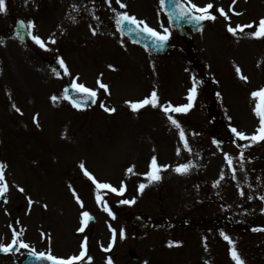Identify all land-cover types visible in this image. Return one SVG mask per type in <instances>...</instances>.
<instances>
[{
    "label": "rangeland",
    "instance_id": "1",
    "mask_svg": "<svg viewBox=\"0 0 264 264\" xmlns=\"http://www.w3.org/2000/svg\"><path fill=\"white\" fill-rule=\"evenodd\" d=\"M121 2L126 9L115 0L111 7L106 0H6L7 12L0 13V162L7 165L9 192L7 204L0 200V235L11 225L30 245L20 251H50L61 258L79 255L86 237L87 253L80 264H107L109 258L112 264H234L230 245L220 235L223 231L245 264H264V232L251 230L264 227V201L259 199L264 195V141L243 149V170L234 159L235 180L224 160L225 152L237 158L242 150L237 144L247 143H234L230 126L249 135L259 126L253 111L258 98L251 93L264 88V38L247 34L254 28L233 36L227 27L253 22L258 26L264 18V0H236L235 4L193 0L200 7L212 3L210 13L217 19L206 20L187 42L176 37L161 0ZM112 8L135 15L157 31L168 28L175 48L158 57L130 43L117 30ZM219 8L229 14L228 20L219 15ZM17 18L26 25L34 21L33 34L45 41L55 34L56 44L49 43L45 51L32 40L24 45L13 39L11 29ZM90 25L97 31L95 36ZM58 57L71 75L63 74ZM236 66L247 81L238 77ZM77 76V83L98 90L97 102L83 110L62 98L64 86ZM201 76L209 83H198L193 108L186 114L169 113L184 129L191 152L183 148L179 130L160 108L133 112L126 103L138 102L156 90L162 105L185 104L192 78L198 81ZM97 79L109 86L110 94L98 89ZM52 95L61 98L53 103ZM100 103L117 111L106 113ZM36 114L39 127L33 123ZM213 139L222 142L219 147ZM152 156L159 165L170 167L141 194L138 186L147 183L144 174ZM189 161L195 167L188 173L173 170ZM80 163L98 182L117 189L121 183L126 186L123 196L100 192L115 219L103 211V203H96L95 185L84 176ZM132 166L133 172L128 173ZM222 170L225 179L213 187ZM28 197L34 201L31 206ZM121 199L136 202L124 205ZM82 211L93 215L95 222L91 231L87 225L80 233ZM135 214L151 217L154 227L135 232L130 225ZM183 219L188 223L180 224ZM112 230L115 241L104 251L113 241ZM169 241L179 246L168 247ZM20 251L18 256L10 255L12 259L19 258Z\"/></svg>",
    "mask_w": 264,
    "mask_h": 264
},
{
    "label": "snow or ice",
    "instance_id": "2",
    "mask_svg": "<svg viewBox=\"0 0 264 264\" xmlns=\"http://www.w3.org/2000/svg\"><path fill=\"white\" fill-rule=\"evenodd\" d=\"M113 0H106V3L111 7ZM164 0H161V5H163ZM236 0H232V3L235 4ZM115 4L119 6L120 9H126L127 5L125 3H122L121 0H115ZM75 8L76 6L73 5ZM176 7L179 9L180 16L184 17L188 21H215L217 19L216 15H213L210 13V9H213V4L208 3L203 7L198 6L196 3L193 2V0H186V3H182L181 0H176ZM112 11L115 13V24L118 31H124L127 29L130 32H134L137 35H139L141 32L147 33L148 37L153 40L155 44L162 47L168 40H169V30L168 28L163 29V34L160 31H157L151 27L148 26V24L144 20L138 19L135 15H130L127 11H117L116 8H112ZM7 12V6H6V0H0V13H6ZM219 15L224 17L226 20L229 19V14L225 12L223 8L218 9ZM235 15H241L239 12H234ZM96 19H99V17H96ZM21 29H24L27 27L28 29V35L31 38V40L39 46V48L44 49L45 51H48V44H56V39L53 38V36H50L47 41L42 39L39 35L33 34V29L35 28V22L29 21L27 25L24 24L23 21L20 22ZM92 28V26H89ZM255 29L254 31L247 33L253 38L260 39L264 38V18H261L258 22V26H256L255 22L245 24V25H236L235 27L229 25L227 27V31L232 34L233 36H236L237 33H244L245 29ZM97 31L95 28H92V35H96ZM19 35V33H17ZM57 62L59 64V67L63 70V74L65 76L71 75L68 66L66 65L63 58L58 57ZM109 68L112 70H115V68L112 65H109ZM52 71L54 74L59 77L60 72L57 71V69L53 68ZM235 72L238 75V77L243 80L247 81V77L241 74V69L239 66L235 67ZM103 74H101L102 76ZM79 79V77H75L71 83V88L79 95V98L73 97L69 95L68 89H64L63 93V99L67 100L73 108H76L77 110H83L84 104L87 101H91L93 104L97 102L98 98V90H94L93 88L85 86L83 83H77L76 81ZM198 81L195 77L192 78V86L188 89L187 94V103L179 105V106H173L170 102L167 105H162L160 103V98L158 96V93L156 90H153L150 94V96H147L143 98L142 100L138 102H132V101H126L128 106L133 112H138L141 109H144L148 106H151L152 108H160V110L167 116L168 121L170 124L179 130V138L183 142V148L187 150L188 152H191L192 149L189 146V141L186 137V133L184 129L181 127V124L179 121L175 118H173L172 115L169 113H181L186 114L188 113L194 106V102L197 98V85ZM97 85L98 89H103L106 93H109V86L107 84H104L101 82L100 79H97ZM217 97H220V93H216ZM251 96L253 98H258V102L256 103V106L254 107L253 111L259 119V126L256 128L255 132L251 135L246 134L243 131H238L236 127L230 126V131L234 136V143L238 141H245L247 143L244 144H237L238 148H241L242 150L239 153V156L237 158H234L232 155L228 154L227 152L224 153V160L227 162V165L229 169L231 170L232 179H236V172L237 168L234 164V159H238L240 161V169L243 170L245 161V154L243 149L249 148L254 144H257L259 142L264 141V88H261L258 91H253L251 93ZM61 97H58L56 95H52L50 97L51 101L55 103L58 99ZM99 107L103 109L106 113L112 114L115 113L117 110L115 107H107L104 103H100ZM12 108L19 114L23 115L21 109L16 105L12 104ZM38 115L36 114L33 117V123L39 127V120ZM231 120V117L228 118ZM212 143L216 145L217 147L220 146L222 143L221 141H218L217 139H213ZM179 149L177 150V155H179ZM170 166L169 165H159L157 163V157L152 156L149 170L144 174L147 180V183H141L138 186V191L142 194L145 188L152 183L159 182L162 179V176L160 173L164 170H167ZM195 165L189 161L187 163L180 164L176 166L173 170L181 175H184L188 173ZM7 168V165L4 162H0V200L3 201L4 204L8 203L6 194L9 192V184L5 178V170ZM79 168L83 171V174L85 177H87L94 185H95V192H96V203L101 204L103 203V211L107 212L109 216H111L113 219H115V215L111 211L110 207L107 205L106 201H103L102 196L100 195L101 190H108V192L113 193L117 196H123L126 191V186L121 183L119 189L116 187H113L110 183H100L96 180V178L85 168L84 163L79 164ZM134 170V166L129 167L126 171L128 173H132ZM225 179V175L223 170L221 171L219 175V179L214 181L213 187H216L220 185L221 181ZM69 188H71V185H69ZM18 191L20 193H25V189L23 187H18ZM73 196L76 199L77 204L83 209L84 204L80 200L79 196L75 193V190L72 189ZM239 194L241 196H244L245 193L243 190H240ZM248 199H252L251 196L248 197ZM261 201H264V195H261L259 197ZM136 201L135 199L128 200V199H121L120 203L124 205H130L134 204ZM34 203V201L31 199V197H28V204L31 206ZM44 208H47V205H43ZM264 211V209H262ZM81 215V226L78 228V232L83 233L85 231V228L88 225V221L93 219V217L90 215L88 211H82L80 213ZM19 223V221H17ZM11 228V225L9 226ZM253 232H264V227H254L251 229ZM113 233V241L109 244L108 248L104 249V251H108L111 249L112 244L115 241L116 238V231L112 230ZM220 235L223 237L224 240L228 242L230 245V256L233 260L234 264H245L244 259L242 258L241 254L237 250L236 244L231 239L230 236H228L225 232L221 231ZM20 233L17 232L14 228L12 229V239L11 242L8 244L0 243V252L3 253H11L14 249L16 251H19L20 249H29L30 245L19 238ZM120 238H124V231H120ZM206 240V238H205ZM173 246H179V242H173L169 241L168 247ZM87 253V238L85 237L84 241L81 244V251L79 255H73L67 259L65 258H58L57 256L51 254L49 251L47 254L40 252L37 253L35 249H32L29 253L30 255L38 256L39 259L50 261L51 264H80L86 256ZM89 262H91L92 258L90 256L87 257ZM107 264H112L111 259L109 258Z\"/></svg>",
    "mask_w": 264,
    "mask_h": 264
},
{
    "label": "water",
    "instance_id": "3",
    "mask_svg": "<svg viewBox=\"0 0 264 264\" xmlns=\"http://www.w3.org/2000/svg\"><path fill=\"white\" fill-rule=\"evenodd\" d=\"M168 9H167V14L170 17V19L172 20L173 24L175 25V27L177 28V30L179 31L180 35H183L184 29L183 27L186 25V22L183 23V17L180 16V12L179 9L176 7V0H168ZM194 23H197L196 21H193ZM197 28L195 25H192V28L194 30L198 29L199 27V23H197ZM124 34L127 35L132 41L138 42L140 44H142L143 46H145L146 48L150 49L152 52L159 54V55H163L166 54V52L168 51V49L171 47L167 42L162 46H158L157 44H155L153 42V40L151 38L148 37L147 33H143L141 32L139 35H137L134 32H130L127 29H125ZM17 33H19V38L24 39L26 33L24 31V29L19 28V30L17 31ZM68 89V93L69 95L79 98V95L73 91V89L67 88ZM91 101H87L85 104L90 103ZM132 226L136 229V230H144L146 227H151L152 226V222L147 219V220H143L140 217H134L132 220Z\"/></svg>",
    "mask_w": 264,
    "mask_h": 264
},
{
    "label": "bare ground",
    "instance_id": "4",
    "mask_svg": "<svg viewBox=\"0 0 264 264\" xmlns=\"http://www.w3.org/2000/svg\"><path fill=\"white\" fill-rule=\"evenodd\" d=\"M16 261V259H14Z\"/></svg>",
    "mask_w": 264,
    "mask_h": 264
}]
</instances>
